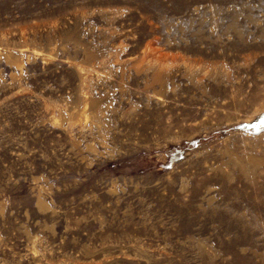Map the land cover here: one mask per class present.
Masks as SVG:
<instances>
[{
	"label": "rangeland",
	"instance_id": "374dc122",
	"mask_svg": "<svg viewBox=\"0 0 264 264\" xmlns=\"http://www.w3.org/2000/svg\"><path fill=\"white\" fill-rule=\"evenodd\" d=\"M0 264H264V0H0Z\"/></svg>",
	"mask_w": 264,
	"mask_h": 264
}]
</instances>
